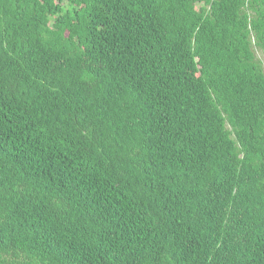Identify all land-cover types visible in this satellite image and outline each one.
<instances>
[{
    "label": "trees",
    "instance_id": "trees-1",
    "mask_svg": "<svg viewBox=\"0 0 264 264\" xmlns=\"http://www.w3.org/2000/svg\"><path fill=\"white\" fill-rule=\"evenodd\" d=\"M0 264H264V0H0Z\"/></svg>",
    "mask_w": 264,
    "mask_h": 264
},
{
    "label": "rangeland",
    "instance_id": "rangeland-1",
    "mask_svg": "<svg viewBox=\"0 0 264 264\" xmlns=\"http://www.w3.org/2000/svg\"><path fill=\"white\" fill-rule=\"evenodd\" d=\"M258 54V56H260V52L259 53H257Z\"/></svg>",
    "mask_w": 264,
    "mask_h": 264
}]
</instances>
